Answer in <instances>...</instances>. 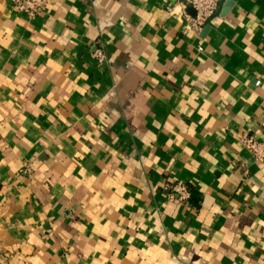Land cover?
<instances>
[{
  "label": "crops",
  "instance_id": "1",
  "mask_svg": "<svg viewBox=\"0 0 264 264\" xmlns=\"http://www.w3.org/2000/svg\"><path fill=\"white\" fill-rule=\"evenodd\" d=\"M10 1L0 264H264V164L238 144L264 140V0H219L199 33L178 0H49L35 18Z\"/></svg>",
  "mask_w": 264,
  "mask_h": 264
},
{
  "label": "built area",
  "instance_id": "2",
  "mask_svg": "<svg viewBox=\"0 0 264 264\" xmlns=\"http://www.w3.org/2000/svg\"><path fill=\"white\" fill-rule=\"evenodd\" d=\"M49 0H11V9L19 14H23L28 18H35L43 13ZM219 0H178L181 6V15L186 22V28L194 33H199L206 23L211 18L217 8ZM191 9L194 16L190 17L186 10ZM169 14L173 10L168 8ZM92 58L99 65L106 60L101 50H95ZM240 147L248 153L255 162L264 164V140L257 141L248 133H243L238 138ZM28 169L23 167L18 171L19 175L28 173ZM168 201L176 204L187 203L190 199V193L187 186L181 181H175L168 187Z\"/></svg>",
  "mask_w": 264,
  "mask_h": 264
},
{
  "label": "water",
  "instance_id": "3",
  "mask_svg": "<svg viewBox=\"0 0 264 264\" xmlns=\"http://www.w3.org/2000/svg\"><path fill=\"white\" fill-rule=\"evenodd\" d=\"M229 6V5H228ZM187 12H189L190 14H192V17L194 16V12L191 9H187ZM207 24V23H206Z\"/></svg>",
  "mask_w": 264,
  "mask_h": 264
},
{
  "label": "trees",
  "instance_id": "4",
  "mask_svg": "<svg viewBox=\"0 0 264 264\" xmlns=\"http://www.w3.org/2000/svg\"><path fill=\"white\" fill-rule=\"evenodd\" d=\"M190 193V192H189Z\"/></svg>",
  "mask_w": 264,
  "mask_h": 264
}]
</instances>
